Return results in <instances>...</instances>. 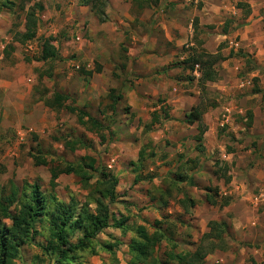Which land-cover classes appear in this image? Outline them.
<instances>
[{
	"label": "crops",
	"instance_id": "1",
	"mask_svg": "<svg viewBox=\"0 0 264 264\" xmlns=\"http://www.w3.org/2000/svg\"><path fill=\"white\" fill-rule=\"evenodd\" d=\"M62 9L63 25L74 26L73 30L81 31L85 30L84 24L87 23L89 39L78 36L77 42L71 43L59 39V34L54 40L47 37L51 39L50 44L54 48L56 58L38 60L36 57L41 51V43L45 38H41L40 43L37 41L39 43L37 47L33 41L37 30L36 21L35 35L32 39L24 43L12 39L5 45L6 54L11 51L12 54H16V47L18 49L22 46L24 55L28 59H25L24 65L23 62L17 61L13 67L7 66L0 71L8 74L11 72L14 75L10 81L8 79L0 81L1 115L6 113L17 116L19 110L20 113L28 111L23 117L28 126L32 125V117L35 114L38 124L42 126L51 124V116L47 114L46 109L54 110L53 107L42 102L40 108L27 103V99H31L33 93L39 94V91L34 89L35 81L32 82L34 64L40 63L39 68L43 66L42 64L49 63L54 68V64L74 60L75 63L69 66L77 71L78 80L80 77L89 80V77L93 79L102 76L106 79V72L103 68L99 69L96 63L101 64L102 57L113 51V45L115 52L120 46L125 48L127 78L132 80V84L123 83L127 105L131 111L136 112V119L140 118L146 127H154L159 133L164 132L162 136L170 143L169 146L160 142L162 136L158 134L154 136L155 142L161 143V147L157 150L163 152L161 157L164 159L166 153L169 158L173 157V154L175 156L176 163H172L167 169H163L162 166L157 170L163 176L175 172L178 170L176 168L185 162L190 163V160H194L197 156L196 153L201 155L202 160L210 157L211 154H217L223 160H228L231 154L223 151L224 145L215 134L220 126L231 124L230 116L233 112L237 113L238 124L242 125L246 132L245 139L258 141L260 136L264 138V0H140L137 2L107 0L102 22L97 21L88 7L79 6L75 0H66V6ZM46 17L49 15L46 14ZM22 30L23 27L20 32ZM125 35H129V39L127 43L122 44ZM198 49L208 54L218 53L220 56L214 64L216 76L213 81L199 83L200 74L197 66H193L190 70L183 63L189 52H197ZM92 64L96 65V70L90 73L87 70ZM51 70L58 73L56 69ZM51 70L42 73L41 77L50 78ZM40 71H43V67H40ZM22 77L26 78L20 80ZM78 91L83 92L82 89ZM57 92H52L51 95L56 93L66 97ZM66 100L67 98L64 102ZM236 102L237 108L234 106ZM197 104L202 109L199 121L189 126L184 124L183 121L190 108ZM66 108L79 112L75 107ZM88 115L94 118L89 113ZM174 125L178 126L176 133L171 131ZM198 128L203 129L199 138H197ZM182 132H186V135ZM16 136L19 143L22 135L17 133ZM260 142L264 140H259ZM262 154L264 157V149ZM115 158L117 159V155L113 159L110 158L106 165L111 169L113 164L114 176L118 180L115 187L118 195L117 204L115 202L112 204L114 207L109 206V208L115 216L125 218V224L131 225L132 220L139 219L136 224L148 226L151 222L163 219L169 222L167 226L173 232L172 237H169L168 233H165V237L175 243L176 238L180 237L175 229L179 228L181 222L185 223L184 227L186 224L196 222L198 236L207 231L206 225L209 221L223 222L227 226L226 236L227 232H230L228 238L230 237L232 242L229 243L228 241L231 240L226 241L224 237L226 249L206 255L203 264H264V200L259 199L261 194L257 196L246 190L250 188L264 191V169H255L257 161L252 166L254 169L237 170L236 173L241 180L228 177L225 184L227 190L223 189V183L219 178L210 175L217 199L227 200L226 204L219 207L218 203L215 206L206 203L204 193L199 194L200 196L198 193H193L194 189L203 192L202 187L195 185L200 180L197 176L201 175L197 167L188 169L187 180L176 183V186L183 190H192L186 193L188 202L184 204L181 203L182 198H185L183 193L182 196L176 195L164 186L161 187V193L151 197L150 191L145 190L147 187L142 185V181L132 183L136 173L130 172L127 164L116 166ZM177 158L180 160L177 161ZM149 170L152 171L148 169L145 172L148 177H156L151 171L149 173ZM142 171L143 169L138 173L144 175ZM226 174L229 175L231 172ZM119 184L126 186V189L129 188L128 192H119ZM140 188L143 190H139ZM255 197L257 200L253 201ZM120 199L124 200L121 204H128V207L121 208ZM132 213L136 216L134 219ZM189 234L190 242H196L197 235L189 232L184 236L189 237ZM96 239L97 241H93L91 245L94 251L99 248L100 240L106 239L108 244L116 245L114 253L117 264L124 263L122 256L125 255L127 242L123 241L120 230L108 227ZM235 242L244 243L246 248L227 251L228 246Z\"/></svg>",
	"mask_w": 264,
	"mask_h": 264
},
{
	"label": "rangeland",
	"instance_id": "2",
	"mask_svg": "<svg viewBox=\"0 0 264 264\" xmlns=\"http://www.w3.org/2000/svg\"><path fill=\"white\" fill-rule=\"evenodd\" d=\"M12 1L15 2L16 6L11 12L6 9L0 10V71H3L7 66H9V68L13 67L17 61L21 63L23 62L22 64L24 65L26 63L24 62L25 59H28L24 55L25 53L23 52L22 46L18 47V49L16 47V54H12L13 51L8 54L5 53V45L10 43V41L14 39L15 32L20 31L22 28L23 11H18V5H22L24 11L27 10L28 7H32L33 4H37L41 7L40 11L34 10L37 21V30L33 41L36 43L37 47L41 38L50 37L54 40L58 38V34L60 35L59 39H62L64 42L69 41L71 43H76V37L78 38V36L81 38L84 36L86 39H89L87 23L84 24L85 30L83 29L81 31H78V29L73 30L74 26L63 25L64 20L62 8L66 6V0ZM46 14L49 15V17H46ZM53 30H55V32H53ZM123 38L122 44H125L128 42L129 35H125ZM37 41H39V43ZM188 47L189 46H187V48ZM112 48L113 51H111L109 55L102 57L100 60L101 64L96 63V65L99 66V69L103 68L106 72V79L102 76L93 79L89 77V80L86 79V77H83L82 80L80 77L78 80L77 71H75L74 67L69 66L71 63H75L74 60H67L58 65L54 64V68H52L49 63H44L42 64L43 66H40L41 68L43 67V71H40V67L38 68V65H41L40 63H37V66L34 64L32 82L35 81L34 89L38 90L39 94L33 93L32 98L27 99V103L40 108V105H42L46 99L50 98L51 93L57 91H60L57 93L65 95L67 100L64 102V107L62 106V108H54V110L46 109L47 114H50L51 116L52 123H47L45 126L37 123L36 114L32 117V125L28 126L26 119L23 118L27 115L28 111L24 113L21 111L20 113L19 110V115L17 116H12L6 113L1 115L0 111L1 197H5L7 194L8 182L11 181L18 189H20L23 184H27L28 186L35 184L37 185L39 192L45 196L53 195L58 201L64 203H67L71 199L77 203H82L86 199L87 191L82 188L78 179L71 174H59L54 180L53 186H51L49 183L50 168L61 169L67 164L75 165L81 161L82 157L89 156L94 159L96 166H102L106 171L114 175L115 167H113V164H111V169H108L106 165L110 158L113 159V157L117 155V159L115 158L114 161L116 162V166L127 164L129 171L132 172L133 166L130 165V163H134L137 152L140 149L143 150V155L145 156L142 163V172L145 173L148 169H152V171L149 170V173L151 171L156 177L149 178L148 174L145 173L142 175V173L137 172L135 175L137 177L136 182L142 181V185L147 187L145 190L150 191L151 197H155L156 193L161 190V187L167 185V175L163 176V174H160L157 170L162 166L163 169H167L172 163H176L174 161L175 156L173 154V157L169 158L166 153V156L163 159V157H161L163 152H158L157 150L161 147L160 142H163L165 146H169L170 143L162 136L164 133L163 131L159 133L157 131L158 129L154 127H146V124L142 123L140 118L136 119V112L130 110V107L127 105V99L123 93V85L127 83L132 84V80L127 78L128 70L125 68L127 61L126 56L124 55L125 48L120 46L116 52L115 46L112 45ZM187 48H185L184 51H186ZM96 65H90L91 68L87 71L90 73L91 71H95ZM51 69L58 70V73L52 72ZM48 70H51L50 78L43 79L41 77L42 73H46L45 71ZM82 71L84 72V70ZM69 75H71V77H68ZM13 77L14 75L11 72L9 74L8 72H0V81H7V79L10 81ZM24 78L26 77H22L20 80H23ZM80 89H82L83 92L78 91ZM110 89H113V93H111L112 96L120 97L114 104H112L111 99L108 97ZM67 106L75 107L76 109H79V112H84L86 114L89 113L94 119L99 121L104 127L101 131L102 139L82 126H79L76 122V116L79 115L78 111L70 113L66 110ZM234 106L235 108L238 107L237 102ZM23 109H25V107H23ZM236 114L237 113L234 114L233 112L230 116L231 124L220 126L215 134L217 139L221 140V144L224 145L223 151L226 154H231V157L228 158V160H223L217 154H211L210 157L203 158L202 160L201 155L196 153L197 156H195L194 160H190L192 162H190L188 166L181 167V169L191 170L196 167L199 169L198 171L201 175L197 177L200 180L196 182L195 185L202 187L203 192L199 191L200 189H194L193 193H198V195H202L201 193H204V195H210L206 192V189H214L212 186V177L210 176L212 174L213 176H216V179L219 178L221 180V183H223V189L225 188V190H227L225 184L228 177H234V180L239 181L240 176L236 173L238 169H254L252 166L256 161L258 164L255 166V169H264V157L262 156L264 142L259 143V140L263 141L264 138L260 136L258 141L255 139H245L247 138L246 135L244 136V133L246 132L242 128V125L238 124ZM4 117L6 118L3 120ZM6 122L9 124H6ZM177 129L178 126L174 125L171 131L176 133ZM17 133L22 135V140L19 143L16 140ZM182 133L186 135V132ZM157 134L162 136L158 143L155 142L154 138ZM152 137L154 140H152ZM67 142H81L83 148L79 146L73 151H68L65 146V143ZM119 154L120 157H118ZM31 156H38L41 159H44L46 165H34ZM202 157H205V155H202ZM178 160L180 159L177 158V161ZM178 167L176 169H179ZM226 172H231V174L227 175ZM93 180L94 179L89 180V183H92ZM118 187L119 192H128L127 190L129 188L126 189V186L123 187L122 184H119ZM139 190H143V188H140ZM246 190L257 196L261 194L259 199L264 200V191H258V189L252 190L250 188H247ZM190 191L192 190H183L178 187L175 193L176 195H181L183 193V196L186 198V193H190ZM225 198L230 199L228 196H225ZM216 200L218 199L216 198ZM123 201V199H120V207H128V204H121ZM113 203L109 204L111 208L114 207L112 205ZM89 207L92 208V205ZM134 217L136 216L132 213V218L134 219ZM137 220L139 219L132 220L131 226L126 223L128 228L134 226L137 223ZM168 223L169 222H167V225ZM195 223L191 222V225L186 224V227H184L185 223L181 222L179 228L175 229V231L180 234V237L176 238L177 240L175 243L166 244L164 241L161 242L154 250L153 255L157 258H162V253L167 251L172 245L174 246L175 251L193 250L201 236H198L199 231ZM162 226L163 225H161V228ZM35 228L38 232L41 231L44 234L45 231H42L40 227L35 226ZM174 228H176V226H174ZM146 229L148 232L151 231L150 224L146 226ZM168 230L172 232V229L168 228ZM189 232L195 234V236L197 235L195 238L196 242H190V234L189 237L184 236L186 233L188 235ZM229 233L230 232H227V236L225 234L224 237L226 241L228 239L231 240L228 241L230 243L232 242V239L230 237L228 238V236H230ZM131 236L132 232L124 233L122 235L123 241L128 242ZM42 238V234H37L33 240L31 236L27 241L20 244L18 257L10 264H56L52 263V260L48 261L43 257L41 249L37 247V244L42 243V245H44ZM100 243L103 245L108 242L106 239H101ZM242 247L246 248L244 243L235 242L228 246L227 251L230 249L235 251ZM95 251L94 254H91L89 251L83 252L80 258L81 263L115 264V256L112 255V252L106 251L103 247H99L98 249H95ZM34 254L43 257L42 262L33 260L32 255ZM126 259L127 256L123 255L122 261L124 263L121 264H125Z\"/></svg>",
	"mask_w": 264,
	"mask_h": 264
},
{
	"label": "trees",
	"instance_id": "3",
	"mask_svg": "<svg viewBox=\"0 0 264 264\" xmlns=\"http://www.w3.org/2000/svg\"><path fill=\"white\" fill-rule=\"evenodd\" d=\"M75 1L79 6L88 7L98 22L104 21L103 12L107 0ZM132 1L137 2L140 0ZM15 6L16 4L12 0L0 1V10L6 9L11 12ZM17 7L19 12L23 11V30L22 32L16 31L14 39L19 43H24L35 35L36 18L34 10L40 11L41 7L33 4L25 11L22 5ZM50 41V38L42 40L41 51L36 59L44 61L48 58H56ZM218 59H220L218 53L208 54L198 49L197 52H189L183 63L190 70L193 66H197L200 74L198 82L203 83L215 79L214 64ZM111 93H113V89L109 90L108 97L114 104L120 97L112 96ZM65 99L66 97L53 93L51 99H47L44 103L53 108H60ZM66 109L71 113L74 111L71 108ZM201 111L199 104L191 107L183 123L189 126L199 121ZM78 113L79 115L76 117L77 124L102 139L103 125L84 112ZM202 130L198 128L197 138H199ZM65 146L68 151H73L79 146L83 148L81 142H67ZM31 158L36 166L46 165L45 160L38 156H31ZM144 159L143 150L140 149L136 161L130 163L133 166V173H137L142 169ZM189 164L185 162L178 167L177 172L166 174L168 178H165H167L168 183L164 187L169 189V192H176L178 188L176 183L187 180L186 173L188 169H181V167ZM59 174H71L78 179L79 184L87 191L85 201L77 203L71 199L64 203L58 201L53 195H43L35 184L29 186L23 184L18 189L11 181L8 182L7 194L5 197L0 196V264H10L15 260L18 257L20 244L27 241L31 236L33 240L37 234H42L44 241V245L42 243L37 244V247L41 249L42 256L48 261L52 260V263L56 264H82L80 261L81 254L86 251L94 254L95 251L91 247L92 242L97 241V236L108 227L120 230L122 235L126 232H132V236L126 243L125 255L127 259L125 264H203V258L206 255L213 251H224L226 249L224 240L227 229L226 224L209 221L206 225L207 231L201 234L193 250L175 251L172 245L162 253V258H157L153 255L154 250L163 241L166 244L174 243L172 239L165 237V233L172 237L173 232L168 230L170 227L167 228V222L163 219L152 222L150 224L151 231L148 232L146 226L142 224H135L128 228V225H125V218L115 216L111 212L109 204L117 201L118 195L115 192V187L118 180L112 173L106 171L102 166H96L94 159L91 157L84 156L75 165L67 164L61 169L50 168L49 183L51 186H53V182ZM91 179L94 180L89 183ZM136 181L137 177L135 176L132 183H136ZM206 192L210 194L205 195V202L209 205L215 206L219 203L220 207L226 204L227 200H216V190L206 189ZM158 193H161V191ZM186 199L182 198L181 203L187 204ZM90 205H92V208L89 207ZM162 224L164 227L161 228ZM35 226L45 231L44 234L41 231L38 232ZM98 244L100 248L103 247L115 256V244ZM43 257L36 254L32 255V259L38 262H42ZM114 261L117 264L115 259Z\"/></svg>",
	"mask_w": 264,
	"mask_h": 264
},
{
	"label": "built area",
	"instance_id": "4",
	"mask_svg": "<svg viewBox=\"0 0 264 264\" xmlns=\"http://www.w3.org/2000/svg\"><path fill=\"white\" fill-rule=\"evenodd\" d=\"M76 39H77V38H76ZM195 67H196V66H195ZM243 84H245V83H242V85H243ZM246 84H247V83H246ZM256 200H257V198H256V197H255V198H253V201H256Z\"/></svg>",
	"mask_w": 264,
	"mask_h": 264
}]
</instances>
